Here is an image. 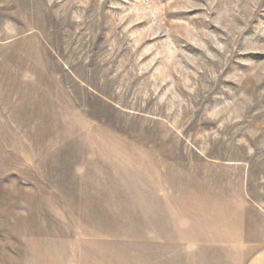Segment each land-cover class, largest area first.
<instances>
[{
    "label": "rangeland",
    "instance_id": "1",
    "mask_svg": "<svg viewBox=\"0 0 264 264\" xmlns=\"http://www.w3.org/2000/svg\"><path fill=\"white\" fill-rule=\"evenodd\" d=\"M161 178L264 214V0H0V264H132Z\"/></svg>",
    "mask_w": 264,
    "mask_h": 264
},
{
    "label": "crops",
    "instance_id": "2",
    "mask_svg": "<svg viewBox=\"0 0 264 264\" xmlns=\"http://www.w3.org/2000/svg\"><path fill=\"white\" fill-rule=\"evenodd\" d=\"M166 181L150 185L156 220L149 221L148 251L132 264H264V214L242 192L183 182L173 194Z\"/></svg>",
    "mask_w": 264,
    "mask_h": 264
}]
</instances>
